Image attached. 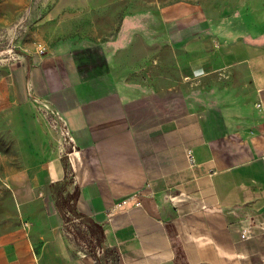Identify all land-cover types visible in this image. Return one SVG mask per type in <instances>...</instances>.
Listing matches in <instances>:
<instances>
[{
    "label": "crops",
    "instance_id": "crops-1",
    "mask_svg": "<svg viewBox=\"0 0 264 264\" xmlns=\"http://www.w3.org/2000/svg\"><path fill=\"white\" fill-rule=\"evenodd\" d=\"M98 1L55 0L53 13ZM247 16L244 36L189 2L127 11L103 42L67 38L0 64L16 176L46 197L49 232L0 234V264H264V42ZM86 48L106 71L81 70ZM167 56L184 81L211 83L201 106L129 81L136 63L164 77ZM57 185L101 229L97 254L73 246Z\"/></svg>",
    "mask_w": 264,
    "mask_h": 264
},
{
    "label": "rangeland",
    "instance_id": "rangeland-1",
    "mask_svg": "<svg viewBox=\"0 0 264 264\" xmlns=\"http://www.w3.org/2000/svg\"><path fill=\"white\" fill-rule=\"evenodd\" d=\"M54 1L0 0V52L9 45H13L20 55L49 52L57 42L67 38L103 42L119 27L124 12L149 10L153 6L180 1L198 4L211 17L221 19V27L230 34L246 35V28L250 26L248 13L252 17V24L259 28L257 37H263L261 41L264 42V3L263 7L256 8L252 0H100L93 11L53 13ZM74 55L86 75L107 70L96 48L77 49ZM170 62L167 56L164 77L154 80L138 74L143 66L136 63L134 73L128 75V79L133 84L156 89L163 102L168 101L169 97H178L186 102L187 107L201 106L204 88L211 83L207 80L209 84L205 81L203 84L184 81L177 74L176 61ZM22 166L16 141L0 117V234L25 227L30 239L39 243L49 237L46 197L37 191L32 193L26 180L16 176ZM65 171L69 173L67 164ZM56 189L53 199L62 206L63 218L69 221L66 230L73 246L97 254L100 250V233L86 218L72 211L75 191L63 195L62 186L57 185Z\"/></svg>",
    "mask_w": 264,
    "mask_h": 264
},
{
    "label": "built area",
    "instance_id": "built-area-1",
    "mask_svg": "<svg viewBox=\"0 0 264 264\" xmlns=\"http://www.w3.org/2000/svg\"><path fill=\"white\" fill-rule=\"evenodd\" d=\"M0 54L2 55L0 57V64H11V63L20 61V54L17 53V51L13 45H9L7 48L2 50L0 52ZM263 125H264V123H263ZM65 133H66L68 139L71 140V137L68 134V132L66 131Z\"/></svg>",
    "mask_w": 264,
    "mask_h": 264
},
{
    "label": "trees",
    "instance_id": "trees-1",
    "mask_svg": "<svg viewBox=\"0 0 264 264\" xmlns=\"http://www.w3.org/2000/svg\"><path fill=\"white\" fill-rule=\"evenodd\" d=\"M98 231H99V233H100V236H101V234H102V231H101V229L99 228V227H97V226H95V225H93Z\"/></svg>",
    "mask_w": 264,
    "mask_h": 264
}]
</instances>
